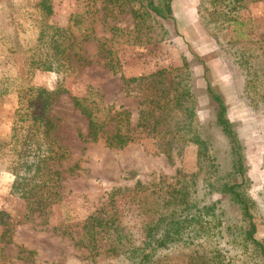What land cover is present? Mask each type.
<instances>
[{"label":"rangeland","instance_id":"rangeland-1","mask_svg":"<svg viewBox=\"0 0 264 264\" xmlns=\"http://www.w3.org/2000/svg\"><path fill=\"white\" fill-rule=\"evenodd\" d=\"M153 1L155 6L160 3ZM119 2L123 10L132 4L134 10L143 13L137 3ZM208 2L171 0L173 20H161L151 14L142 18L135 31L127 11H119L117 6L103 11L102 0H49L51 15L47 17L39 12L38 0H0V220L6 224L10 238L9 243L0 241V264H122L118 252L124 249H118V255L107 252L108 242L101 235L96 238L94 249L77 244V240L85 237L90 218L103 220L109 216L127 232L131 245H144L141 227L157 211L160 202L157 195L168 183L196 171V148L188 142H170L166 133L175 122H182L180 109L171 102L164 126L158 125L152 132L150 118L146 129L137 127L138 111L144 108L139 105L141 97L132 85L133 89L125 92L120 84V76L132 78L160 69L181 68V72L174 73L175 82L193 85L195 121L214 147L218 143L216 158L220 171L225 173L229 159L226 147L221 146L222 136L213 124L216 106L205 92V80L223 99L227 119L242 144L249 180L247 193L255 202L256 237L264 244V114L253 111L249 99L244 98L249 97L250 88L243 97L240 95L243 80L252 77L239 67L237 55L238 50H244L251 66H264V0H244L243 7L233 10L232 4L222 1L210 16L212 5ZM75 16L83 18L78 27H92L93 39L80 42L78 48L79 54L90 63L64 76L61 87L67 93L56 98L48 111V117L55 123V139L68 155L55 164L60 176V201L41 219L36 214L26 215L25 203L9 193L10 128L21 91L29 86L50 91L59 82L56 73L27 71L29 56L40 45L38 32H49L44 25L65 27L68 19ZM234 17L238 24L225 21ZM238 32L244 38H238ZM101 43L118 64L116 74L97 55ZM171 79L168 76L165 83ZM71 97L95 102L101 97V105L126 110L132 140L121 149L107 148L104 139L112 128L108 124L96 141H86V119L72 106ZM163 147H168V153L161 151ZM73 165L77 167L71 169ZM202 186L201 181L195 183L196 190ZM219 198L222 199L212 197ZM221 208L227 219L235 220L236 211L226 200ZM220 243L230 264H241L234 243L227 242L225 232ZM19 248L24 250L23 254L18 253ZM27 252L32 255L26 256ZM201 256L200 251L166 246L157 249L148 264H202ZM247 264L257 263L249 258Z\"/></svg>","mask_w":264,"mask_h":264},{"label":"trees","instance_id":"trees-1","mask_svg":"<svg viewBox=\"0 0 264 264\" xmlns=\"http://www.w3.org/2000/svg\"><path fill=\"white\" fill-rule=\"evenodd\" d=\"M170 1L160 0L159 5L155 6L153 0H129L134 4L137 3L138 9L143 10L142 14L139 10H134L132 4L127 10H123L119 0H102L101 9L106 11L110 6H117L119 11H127L133 19L136 31L142 18L151 14L161 20H173L170 14ZM222 1H226L227 5L232 4L230 10H233L243 7L244 0H210L208 3L212 5V10L209 16L216 12L215 6L222 5ZM37 7L43 17L51 15L49 0H38ZM199 8L201 9V5ZM200 9L198 13L203 20ZM234 19L235 17L227 18L225 21L238 24L239 22ZM101 21H104V15ZM81 22H83L82 17L75 16L73 19L70 17L65 27L44 25L43 28L49 32L47 34L44 30L38 32L40 45L36 46L29 56L27 71L56 73L59 82L50 91L30 86L25 88L17 96V107L13 112L9 136L8 171L12 176L9 193L25 203L26 215L36 214L41 219L60 201V176L55 164L68 155L55 139V123L48 117V111L56 98L67 93L61 87L64 76L74 72L76 67L90 63L79 54L78 48L80 42L93 39L92 27L90 25L78 27L77 24ZM112 31L113 38L115 29L113 28ZM237 37L244 38V34L238 32ZM238 51L239 67L252 77L243 80L240 95L242 94L243 97V93H248L250 88L249 97L244 96V98L249 99V107L253 111L264 114V66L261 68L258 64L251 66L250 61L247 62L244 57V50ZM97 55L103 57L104 66L111 73H117L115 66L118 64L112 60L103 43L99 44ZM250 57L256 59V56ZM250 68H252L251 73ZM181 70V68L160 69L149 75L132 78L120 76L119 79L125 92L133 89L130 86L132 85L141 97L139 105L144 108L138 111L137 127L146 129L150 118L152 123L149 131L152 132L156 126H164V121L171 112V102L180 109L182 122H175L166 133L170 142H184V144L188 142L196 148V171L168 183L164 191L157 195L160 199L158 209L152 219L143 223L141 227L144 245H131L127 232L119 228L109 216L103 220L90 218L86 235L77 240V244L94 249L96 238L101 235L102 239L108 242L107 252L122 255L119 260H122V264H148L155 251L166 246H180L186 250L200 251L201 257H204L202 264H230V259L226 257L228 254L221 248L220 243L225 232L227 242L234 243V250L238 252L237 261L244 264L247 260L245 263L247 264L250 258L257 264H264V244L256 237L255 202L247 193L249 180L243 148L233 130V124L227 119L226 105L205 80V92L216 106L213 124L222 136L223 144L221 142L220 144L226 147L229 159V167L225 173H222L216 158L215 147L219 146L218 143L215 142L214 147V143L202 135L203 131L195 121L193 85L181 84V81L175 82L177 74L174 73H179ZM205 71L206 68H203V72ZM168 76L173 79L170 83L168 81L165 83ZM184 79L187 77L182 81ZM71 103L86 119L84 135L86 141H96L108 124H111L112 128L104 139L107 148L121 149L132 140L128 129L129 113L126 110L121 108L116 110L111 106L101 105V97L96 102L89 98L71 97ZM183 103L189 106L185 107ZM161 151L168 153L169 150L168 147H163ZM76 167L73 165L71 169ZM197 181L203 183L198 190L197 187L195 188ZM112 193L109 194V198ZM214 195L222 199H212ZM224 200L236 211L237 217L234 221L227 219L222 211L221 204ZM0 225L2 227L0 241L9 243L8 228L1 220ZM156 235L158 238H155ZM122 248L124 250L117 253L118 249ZM23 252L24 250L18 249L19 254ZM31 255L32 252L26 253V256Z\"/></svg>","mask_w":264,"mask_h":264}]
</instances>
